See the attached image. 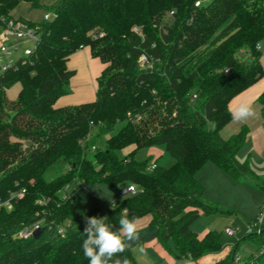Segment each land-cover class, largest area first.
Wrapping results in <instances>:
<instances>
[{
    "label": "trees",
    "instance_id": "obj_1",
    "mask_svg": "<svg viewBox=\"0 0 264 264\" xmlns=\"http://www.w3.org/2000/svg\"><path fill=\"white\" fill-rule=\"evenodd\" d=\"M196 1L59 0L50 10L54 20L25 21L38 29L34 52L0 72V201L25 190L11 210L0 208V264H88L85 220L75 214L74 194L61 196L74 182L137 188L109 209L113 228L126 209L129 218L150 217L161 244H172L181 258L221 250L220 233L201 238L192 224L202 214L233 212L206 202L196 175L212 162L235 181L254 176L249 163L237 159L249 130L228 140L221 130L233 120L230 102L264 77V0H211L199 8ZM23 2L40 7L38 0H0L3 28L1 19H11ZM93 32L103 37L94 40ZM84 48L105 64L96 99L58 108L75 75L70 57ZM16 83L22 90L10 101L7 90ZM258 103L264 119V92ZM157 146L175 164L166 168L155 160L150 171V160L135 156ZM60 166L67 171L47 180ZM38 222V238H18ZM68 222L63 237L58 229ZM247 239L264 248V224ZM118 256L135 264L131 249ZM235 256L218 264H235ZM245 262L264 264V254Z\"/></svg>",
    "mask_w": 264,
    "mask_h": 264
},
{
    "label": "crops",
    "instance_id": "obj_2",
    "mask_svg": "<svg viewBox=\"0 0 264 264\" xmlns=\"http://www.w3.org/2000/svg\"><path fill=\"white\" fill-rule=\"evenodd\" d=\"M38 2L40 4V7L38 8H41V6L51 5L53 2L58 3L59 0H49V2L46 1L44 4L40 0H38ZM30 6L32 8L34 7L29 2H23L19 4L10 13V18L13 20H22L35 23L36 21L33 20V15H31L28 9H31ZM2 38L3 27L0 25V47L2 45ZM8 41L13 40L8 39L7 43ZM13 43L14 42H11L10 44ZM262 64L264 67V54L262 57ZM68 66L69 69L74 71L75 74L71 80L70 92L67 95L61 97L57 101L56 106L58 108H63L94 101L96 99L98 78L105 69V64H103L98 58L93 57L90 48H84L70 57ZM263 92L264 77L249 89L235 97L229 104L233 109L241 103L248 102L254 109L255 116L244 123L232 120L231 123L221 130V136L225 140L235 136L241 130H243V128H247L249 130L246 144L240 151L237 159L240 163L248 162L251 170L254 173V176L247 177L243 181H235L212 162L205 164V166L196 175L197 180L203 185L205 189L204 196L207 195L209 185L213 186L214 183H218L219 181L222 184H228L229 187H226V190L222 196L226 197V199L229 198L226 203H230L231 206H226V208L230 209V211L232 210L233 213L238 214L241 217L251 216L252 218L247 217V219H250V221L254 219L256 220L259 213L264 208L263 197L257 201L252 200L250 197V195H255L256 192L264 196V119L261 113V106L258 103V99ZM129 148L131 151L134 149V147ZM154 148L156 147H152L150 149H153L152 152L156 153L157 158H159L160 154L158 151L154 152ZM204 199L210 204L218 206L224 204L221 199ZM248 203L252 205V208H255L253 211L248 209L245 212V207H249L246 206ZM150 220V217H143L140 219V241L138 242V245H133V248L131 249L135 264H218L225 259H229L233 253L236 254L237 245L234 247V249L229 247L224 249L222 246L219 252L206 254L195 260L181 258L176 254L172 244H170L168 247L161 244L157 238L156 232L150 228ZM208 232L202 236L198 234V236L202 238ZM245 236L239 242L244 241ZM259 252V247L256 249V251L253 250L251 252L252 257L258 256Z\"/></svg>",
    "mask_w": 264,
    "mask_h": 264
},
{
    "label": "rangeland",
    "instance_id": "obj_3",
    "mask_svg": "<svg viewBox=\"0 0 264 264\" xmlns=\"http://www.w3.org/2000/svg\"><path fill=\"white\" fill-rule=\"evenodd\" d=\"M43 4L49 0H40ZM58 3H52L51 5H45L41 6V8H35L31 7L28 8L31 15H33V20H35V23H41L45 20V16L47 13H54L50 10L52 8L56 7ZM25 14V13H24ZM55 16H52L51 20H54ZM14 41H8V45ZM30 48L33 47L32 43L26 44ZM18 56V55H17ZM16 56V57H17ZM22 85L20 83H16L12 85L7 90V97L10 101H16L21 93ZM97 135V131H93L91 137H94ZM106 139L103 138L104 141ZM155 151L160 154V157L157 158L156 153H153L150 148L141 149L137 152L135 158L136 160L140 162H144L146 160H150V164L153 163V161L158 160V164L161 167L169 168L175 164V159L171 156L169 152L165 149L163 146H157L154 148ZM131 152L130 148H126L122 151L123 155H128V153ZM67 171V167H59L54 171L48 172L46 174L47 180H53L59 175L64 174ZM206 181V179H205ZM208 182V180H207ZM226 187H229L228 184H222L220 181L218 183H214L213 186L208 187L207 195L204 196V198H209L210 200H220L224 203L219 205L220 207L227 209L226 206H231L230 203H226L229 198L226 199V197H222L224 191L226 190ZM124 189H127L126 183L120 184L117 187H110L107 184L104 183H97L93 184L88 187H82V185L79 182H74L68 189V192L70 194H74L75 200L77 202V208L75 209L76 216L81 219L85 220L86 213L91 210H96L98 213V217H108L109 215V209L113 208L112 202H115V206H118L123 198H124ZM103 191L107 193L106 198L103 195ZM253 191V190H252ZM124 193V194H123ZM255 193V192H254ZM65 192L61 193V196L63 198V195ZM252 200H259L264 196L262 194H259L256 192L255 195H250ZM108 198V199H107ZM111 199V201L109 200ZM114 206V207H115ZM249 206L248 208L245 207V212L250 209V211H253L255 207L252 208V205L249 203L246 205ZM230 210V209H227ZM232 211V210H231ZM249 211V212H250ZM260 215V213H259ZM258 215V217H259ZM247 217L252 218L251 216L241 217L238 214L235 213H228V214H217L213 216H206L201 215L199 219H197L192 224V230L199 234L200 236L204 235L208 231H216L220 233L221 235V244L224 247H229L231 249H234V247L237 245L236 249V256L240 257L243 261H248L252 258L251 252L253 250L256 251L258 248L257 244L252 240H244L242 242H239L245 235H246V227L249 223L253 222L254 220L250 221V219H247ZM257 219V218H256ZM231 228L236 233L234 235H229L226 233V229Z\"/></svg>",
    "mask_w": 264,
    "mask_h": 264
},
{
    "label": "built area",
    "instance_id": "obj_4",
    "mask_svg": "<svg viewBox=\"0 0 264 264\" xmlns=\"http://www.w3.org/2000/svg\"><path fill=\"white\" fill-rule=\"evenodd\" d=\"M210 2L211 0H197L195 2V6L199 8ZM52 16H54V13H47L45 16V21H50ZM1 21L5 24V27L3 28L2 45L0 47V72H5L8 71L21 57H30L33 54L36 44L39 40V33L37 28L31 27L28 23L22 20H13L3 17ZM92 37L94 40H96L98 38L103 37V34L93 32ZM8 39H12L14 43L8 45L7 44ZM29 43L33 44L32 48L26 45ZM140 62L143 66L146 65L148 63L147 57L145 55H142L140 57ZM91 150L95 151L96 147L93 146ZM156 167L157 164L153 162L148 169L152 171L156 169ZM68 189L69 186L66 187L67 191ZM136 191L137 188L134 185H130L127 188V193H135ZM24 193L25 190H22L18 193L12 194L11 198L4 201H0V208L11 210L13 208L14 202L17 201L18 199H21ZM69 194H70L69 192L65 191V194L63 195V199L65 200L68 199ZM263 220H264V208L261 210L259 217H257L255 221L247 225L246 233L252 234L255 231L260 232V228L264 224ZM41 228H42L41 222L27 226L21 232H19L18 238L19 239L33 238L34 233L38 230H41ZM69 228H71L70 222H68L65 226L59 227L58 233L64 237ZM226 233L229 235H234L236 231H234L231 228H227ZM262 254H264V248L260 249L259 255ZM234 262L235 264H246V262L243 261L238 256H235Z\"/></svg>",
    "mask_w": 264,
    "mask_h": 264
},
{
    "label": "clouds",
    "instance_id": "obj_5",
    "mask_svg": "<svg viewBox=\"0 0 264 264\" xmlns=\"http://www.w3.org/2000/svg\"><path fill=\"white\" fill-rule=\"evenodd\" d=\"M229 110L233 121L244 123L255 116V111L248 102L241 103ZM125 197L127 190L124 189ZM106 198L107 193L103 191ZM108 199V198H107ZM111 201V199H109ZM112 202L114 208L115 202ZM124 209L120 213L118 221L119 227L113 228L107 223L108 217H88L85 216V227L82 235L85 237L82 241V250L88 264H122L118 254L132 249L133 245H138L140 241V219L137 217L129 218ZM123 264H128L126 259Z\"/></svg>",
    "mask_w": 264,
    "mask_h": 264
},
{
    "label": "water",
    "instance_id": "obj_6",
    "mask_svg": "<svg viewBox=\"0 0 264 264\" xmlns=\"http://www.w3.org/2000/svg\"><path fill=\"white\" fill-rule=\"evenodd\" d=\"M42 231L41 230H38L34 233V236L33 238H38L40 235H41Z\"/></svg>",
    "mask_w": 264,
    "mask_h": 264
}]
</instances>
